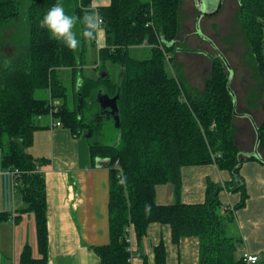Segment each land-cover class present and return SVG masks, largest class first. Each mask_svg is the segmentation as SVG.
Returning a JSON list of instances; mask_svg holds the SVG:
<instances>
[{"label": "trees", "instance_id": "1", "mask_svg": "<svg viewBox=\"0 0 264 264\" xmlns=\"http://www.w3.org/2000/svg\"><path fill=\"white\" fill-rule=\"evenodd\" d=\"M238 1V21L253 68L260 72L264 86V0ZM56 2L0 0L1 165L6 170H18L13 175V185L24 205L19 211L34 215L40 255L33 258L26 244L19 264H47V206L40 166L48 160L34 157L27 148L40 128V117L49 113L50 101L59 99L62 101L55 118L74 136L87 132L92 140L89 152L93 162H109V242L91 247L97 264H128V228L139 242L154 222L169 225L174 244L184 237H196L198 264H246L242 256L235 255L238 238L227 232L229 222H233L232 213L242 208L248 198L239 174L240 163L259 160L243 156L234 138L233 101L227 89L226 66L220 57H211L209 75L199 94L191 90L176 69L174 53L182 0H110L108 5L97 7H93L92 0H61L69 14L94 12L101 19L103 46L97 47L96 31L94 39L82 38L77 50L55 41L40 27L42 16ZM80 28L78 24L77 31ZM132 46L149 47L150 56L133 58L129 54ZM89 47L97 48L95 69L104 70L105 62H110L119 68V73L122 71L121 78L112 79L105 70L107 77H78ZM61 68L72 71L73 98L77 104L80 100L79 109L67 104L66 86L58 73ZM117 89L119 127L108 119L116 138L95 143L91 137V113L86 116L84 108L90 111L99 107L98 90L113 96ZM37 91H48L49 97L37 98ZM262 109L258 131L259 151L264 152V101ZM216 153L219 157L213 158ZM115 161L117 167L113 166ZM205 164L228 171L231 179L221 183L208 179L201 203L155 202L157 185L171 183L179 190L180 169ZM221 190L239 193V201L231 209L224 207L222 213ZM9 216V211H0V222ZM153 250L154 264H167L163 242L154 245Z\"/></svg>", "mask_w": 264, "mask_h": 264}, {"label": "crops", "instance_id": "2", "mask_svg": "<svg viewBox=\"0 0 264 264\" xmlns=\"http://www.w3.org/2000/svg\"><path fill=\"white\" fill-rule=\"evenodd\" d=\"M109 2L110 0H92V5L93 7L104 6ZM183 40L196 43L194 48H187L196 49L198 50L196 54L200 53L208 57L211 65L213 55L207 53L200 43L195 42L191 33L186 34ZM96 42L97 47L103 46V30L101 44L98 36ZM181 49V45L179 46L177 42L174 56L180 53ZM94 51L97 59V48ZM190 56L188 62L192 66L195 56L193 54ZM179 62L182 64L181 61ZM193 70L197 77L187 80L196 88L201 82V75H197L199 71L197 68L194 67ZM236 111L244 113L238 111L237 105ZM239 117L233 116V135L242 155L248 156L247 154L253 151L255 139L253 144H250L249 129H240L239 127L244 125L236 124ZM251 117L253 118L252 115ZM51 120L48 115L40 117V128L34 132L33 143L28 148V152L34 157L48 160L40 166L45 179L47 206V264H97L98 258L91 247L109 242V168L100 165L99 162H93L90 153L84 152L85 139L80 141L79 136L72 135L62 123L60 126L51 127ZM56 120L58 119H53V121ZM248 121L252 132L255 133L251 121L249 119ZM234 125L239 126L236 131ZM83 132L85 136L87 132ZM86 136L88 139L87 134ZM259 152L264 159V152ZM240 167V174L248 193L245 205L234 211L239 236L245 242L241 256L247 251L257 256V262H259L260 257L264 258V163L245 160ZM180 174L179 190H176L171 183L156 186L155 202L157 204L201 203L205 198L208 179L214 182L231 179L228 171L219 170L214 164L185 166L180 169ZM219 198L225 204L224 207H231L239 201V193L223 190L219 193ZM23 206L21 196L14 188L13 177L1 165L0 152V211L10 212L9 218L0 222V264H19L21 251L26 244L30 246L33 258L40 257L34 215L31 212L19 211ZM161 241L166 250L167 264H198V239L184 237L174 244L171 241L169 225L156 222L149 224L146 234L139 242L135 234L131 232L130 243L140 253L139 257L133 259L132 264H154L153 246Z\"/></svg>", "mask_w": 264, "mask_h": 264}, {"label": "rangeland", "instance_id": "3", "mask_svg": "<svg viewBox=\"0 0 264 264\" xmlns=\"http://www.w3.org/2000/svg\"><path fill=\"white\" fill-rule=\"evenodd\" d=\"M179 12H180L181 24L179 28V33L177 35V42L179 46L181 45L182 49L180 53H177L175 55L176 63H177L176 69L179 70L180 75L183 77L184 81L191 88V90L200 93V91L203 89V81L209 75L210 60L208 57L203 56L200 53L196 54L198 50L188 49V48H194V45L196 43H192L190 42V40H187V42H185L183 40V37L186 34L188 35V33H191L195 42L197 41L198 43H200L207 50V53L213 56L215 55L217 56V52L206 40L202 39L196 33L195 19L197 15V10L194 5V0H182ZM238 13H239L238 0H223L221 8L216 14L212 15L211 17H204L202 19L201 30L208 38H210L214 42L217 48L223 53V55L227 59V62L231 68L230 88L235 93L237 99L236 105L238 111H243L244 113L246 112L250 113L253 116L256 124L258 125L263 120V109H262V104L264 101L263 80L261 79L260 72H258V70L253 68V63L244 39V34L238 21ZM97 36L99 38V43L101 44L102 42L101 28L97 30ZM182 41H184V43ZM4 47H7L6 49H8L9 46H4ZM91 48L89 47V49L86 51L85 65L82 71L80 72V74L78 75V77L81 78V75L96 77L105 70V72L108 73L112 77V79H117L119 77V70H118L119 68L115 64H112L110 62H105L104 70L94 68L95 67L94 63L95 61H97V59L94 55L95 52L94 49ZM129 54L135 59H145L150 56V50L149 47L147 46L146 47L132 46L129 47ZM192 54L195 57L193 60V65L191 66L188 60L190 59L191 57L190 55ZM169 55H172V53H169ZM179 61H181L182 64H179L180 63ZM194 67L199 70L197 72V75L199 76L201 75V82L199 85H197L196 88L191 86L187 80L190 79L191 77L194 78L197 77L193 70ZM225 72L228 76L229 72L227 67L225 68ZM58 73L60 75V79L63 81V84L66 86V94H67L66 101L68 106L70 108L75 107L78 109V104L76 103L77 99L74 100L73 98L71 69L62 68L61 70L58 71ZM258 73L259 76H257ZM48 96H49L48 91L35 92V97L37 98H47ZM58 101L61 103L62 100L59 99ZM84 113L86 116L90 115V111L87 110L86 107L84 108ZM236 124L238 125L243 124L244 126L239 127L237 125L236 126L234 125L235 131L237 130L238 127L240 129L242 128L249 129L250 144H253L255 139V133L254 131L252 132L248 119L239 117ZM102 130L105 132L103 142H111L116 138V131L112 127L109 120H106V122L103 123ZM86 134L84 136V132H81L78 134V136L80 141L82 139H85L86 144L84 146V152L90 153L88 147L90 142H92V140L91 139L89 140V138L87 139ZM251 147L252 145L250 146V148ZM242 162L244 163L245 161ZM240 170L241 167L239 169V174L241 173ZM224 206L225 204L222 203L220 207L221 213L224 212ZM237 228H238V223L236 221V212H234L233 222H229L227 234L234 236V238H238L235 255L236 257H240L243 251L242 247H245V242L242 238H240ZM260 258L261 260L257 262V264H264V258L263 257Z\"/></svg>", "mask_w": 264, "mask_h": 264}, {"label": "water", "instance_id": "4", "mask_svg": "<svg viewBox=\"0 0 264 264\" xmlns=\"http://www.w3.org/2000/svg\"><path fill=\"white\" fill-rule=\"evenodd\" d=\"M223 0H194V5L197 10V15L195 19V30L196 33L204 40H206L217 52V55L220 57V59L224 62L225 66L228 69L229 75H228V81H227V89L229 93L232 96L233 101V115L234 116H240V117H247L255 130V142H254V148L253 151L250 154L256 157L259 161L264 163V159L260 155L259 152V142H260V134L258 131V125L254 122L251 115L247 113H239L236 111V96L233 90L230 88V81H231V68L227 62L226 57L223 55V53L217 48V46L214 44V42L208 38L201 30L200 21L203 17L212 16L216 14L219 9L221 8ZM122 71L119 73V78H121ZM101 77H107V74H103V72L100 74ZM119 98V89H117L116 93L113 96H110L107 93H103L101 90H98L96 94V101L98 103V106L100 110L105 113L108 117V119H111L114 121V126L116 128L119 127V113H118V105L117 100ZM80 100L78 101V109L81 105V102L79 104ZM107 160L108 159H104ZM102 161L97 159L96 162H99L100 165L107 166L109 162Z\"/></svg>", "mask_w": 264, "mask_h": 264}, {"label": "clouds", "instance_id": "5", "mask_svg": "<svg viewBox=\"0 0 264 264\" xmlns=\"http://www.w3.org/2000/svg\"><path fill=\"white\" fill-rule=\"evenodd\" d=\"M39 23L52 39L61 42L70 50H77L82 38L94 39L100 22L94 12H87L83 16L69 14L61 0H57L44 13ZM78 24L81 25L79 31Z\"/></svg>", "mask_w": 264, "mask_h": 264}, {"label": "built area", "instance_id": "6", "mask_svg": "<svg viewBox=\"0 0 264 264\" xmlns=\"http://www.w3.org/2000/svg\"><path fill=\"white\" fill-rule=\"evenodd\" d=\"M98 19H99V22H101V19L98 17ZM99 29V28H98ZM162 48V47H161ZM170 68V67H169ZM170 71L171 72H173L172 71V68H170ZM50 104H51V108H50V110H49V113H48V115L50 116V118L52 119L51 120V127H54V126H60L61 125V122H60V120L58 119V120H56V121H53V119H56L55 118V116H54V114L58 111V106L60 105V102L59 101H57V100H52V101H50ZM212 157L213 158H215V157H219V154L218 153H216V154H212ZM117 161H115L114 163H113V166L114 167H117ZM9 174H11V176L13 177V175L15 174V173H18V170H6ZM226 209H231L232 208V206L230 207V206H227V207H225ZM128 231L130 232L129 233V238H128V242H129V244H128V247H127V250L129 251V257H128V264H132V261H133V259H135V258H137V257H139V255H140V253L139 252H137L136 250H135V248L132 246V244L130 243V234H131V228L129 227L128 228ZM242 259H243V261L246 263V264H253V263H256L257 262V260H258V257L257 256H255V255H251V254H249L247 251L246 252H244L243 254H242Z\"/></svg>", "mask_w": 264, "mask_h": 264}, {"label": "flooded vegetation", "instance_id": "7", "mask_svg": "<svg viewBox=\"0 0 264 264\" xmlns=\"http://www.w3.org/2000/svg\"><path fill=\"white\" fill-rule=\"evenodd\" d=\"M90 124H91V137L94 138L95 143H104L103 138L105 136V132L102 130V125L104 120H108V117L105 113H103L100 108H94L90 110Z\"/></svg>", "mask_w": 264, "mask_h": 264}, {"label": "bare ground", "instance_id": "8", "mask_svg": "<svg viewBox=\"0 0 264 264\" xmlns=\"http://www.w3.org/2000/svg\"><path fill=\"white\" fill-rule=\"evenodd\" d=\"M235 210V209H234ZM237 211V210H236ZM233 214V213H232Z\"/></svg>", "mask_w": 264, "mask_h": 264}]
</instances>
